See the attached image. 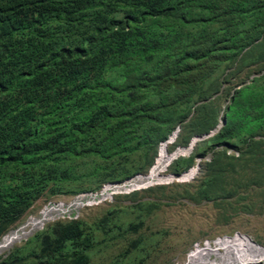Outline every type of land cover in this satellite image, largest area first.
<instances>
[{
	"label": "trees",
	"instance_id": "obj_1",
	"mask_svg": "<svg viewBox=\"0 0 264 264\" xmlns=\"http://www.w3.org/2000/svg\"><path fill=\"white\" fill-rule=\"evenodd\" d=\"M263 41L264 0H0V236L39 200L146 176L177 150L155 183L208 150L196 192L237 180L250 160L226 147L254 156L263 143L264 67L233 86L220 127L216 104ZM109 221L94 227L103 240ZM85 225L53 222L0 264H88L98 239Z\"/></svg>",
	"mask_w": 264,
	"mask_h": 264
},
{
	"label": "rangeland",
	"instance_id": "obj_2",
	"mask_svg": "<svg viewBox=\"0 0 264 264\" xmlns=\"http://www.w3.org/2000/svg\"><path fill=\"white\" fill-rule=\"evenodd\" d=\"M263 51L264 41L240 67L236 63L227 70H236V74L233 71L227 77L226 90L217 101V127L225 121L223 112L233 86L247 83L252 77L262 73L260 69L264 67ZM255 57L259 59L258 62L251 61ZM256 139H261L263 143L254 156V153L248 154L249 148H246V144L239 149L226 147L228 154L250 161L245 169L232 173L237 174V180L228 178L223 184H214L211 186V193L196 192L204 172L201 166L197 172L184 175L185 178L176 177L172 181L155 183L172 178L167 177V174L172 173L171 165L177 160L176 158L170 162L176 152L174 151L171 154L166 153L170 157L169 161L164 155L161 156L164 165L156 174V179L148 181L151 185L142 187L143 185L137 184V188L133 189L132 185L136 184L132 180L139 175L137 173L124 181L104 183L98 190L57 196L46 201L39 200L17 224L0 236V240L16 229L25 227L24 229L28 230L29 220L40 216L47 207L56 208V211L41 227L3 250L0 253V261L24 247L31 237L49 224L56 221L71 222L72 219L78 218L86 223L88 231H92L98 239L88 264H262L264 136H256ZM178 146L184 145H176L175 140L169 145V149L173 151ZM220 147L222 146L217 148L222 149ZM212 151L208 150L202 156L196 155L193 161L187 164L189 168L185 171L194 166L198 168V158L201 160L200 165L210 162L213 158ZM181 153L186 151L183 149L178 154ZM156 155L157 153L154 159ZM258 168L263 175L261 177H255L256 174L252 172ZM154 169L148 175L136 178L149 179ZM148 171L149 169L142 173L147 174ZM185 171L174 174H182ZM191 174L193 175L190 176ZM252 179L256 182H252ZM177 180L184 181L176 182ZM104 193L105 196H102ZM139 203L141 208L136 206ZM106 216L110 220L109 226L113 227L110 235L114 238L109 240H103L104 236L107 239L109 237L102 229L94 230ZM138 218H142L143 222H139ZM130 222L136 223L129 226ZM140 237L142 242H145L144 245L139 249L129 250L131 242Z\"/></svg>",
	"mask_w": 264,
	"mask_h": 264
},
{
	"label": "bare ground",
	"instance_id": "obj_3",
	"mask_svg": "<svg viewBox=\"0 0 264 264\" xmlns=\"http://www.w3.org/2000/svg\"><path fill=\"white\" fill-rule=\"evenodd\" d=\"M174 138V134L171 135L169 141L173 140ZM191 149V147H190ZM180 151L182 150H177L173 156L177 155L178 153H180ZM184 151H188V150H184ZM172 157V156H171ZM164 165V159L161 158L159 160V162L157 163L154 171H153V175L149 178V179H143V178H136L134 179V183L137 185H146L149 182L148 181H152L156 179V174L158 173L159 169L162 168V166ZM196 167L194 169H192V173H194L196 171ZM189 173V172H187ZM186 174V173H185ZM185 174L183 175H178L175 174L178 178H185L183 177ZM108 194V193H106ZM103 196H105V193L102 194ZM94 199V198H93ZM87 202V201H86ZM81 206V205H80ZM78 208V207H77ZM56 211V208H46L43 212H41L40 216L32 218L29 220L27 228L28 230H25L23 228L20 229H16V231L10 232L8 233L6 236H4V238L2 240H0V253L5 250L6 248H9L13 243L17 242L18 240H20L21 238L27 236L29 233H31L33 230L38 229L39 227H41L45 221L49 220L52 217L53 212ZM26 228V229H27ZM15 230V229H14Z\"/></svg>",
	"mask_w": 264,
	"mask_h": 264
},
{
	"label": "water",
	"instance_id": "obj_4",
	"mask_svg": "<svg viewBox=\"0 0 264 264\" xmlns=\"http://www.w3.org/2000/svg\"><path fill=\"white\" fill-rule=\"evenodd\" d=\"M224 123H225V121L222 122V124H224ZM178 131H179V127H178V128L172 133V134H174L173 141H174L175 138L177 137ZM205 137H206V135L203 136V137H197V138H198V139H203V138H205ZM193 143H194V141L191 142V144H190L189 146L193 145ZM178 175H181V174H178ZM144 186H148V184L143 185L142 187H144ZM132 188H137V186H134V187H132Z\"/></svg>",
	"mask_w": 264,
	"mask_h": 264
},
{
	"label": "built area",
	"instance_id": "obj_5",
	"mask_svg": "<svg viewBox=\"0 0 264 264\" xmlns=\"http://www.w3.org/2000/svg\"><path fill=\"white\" fill-rule=\"evenodd\" d=\"M135 177H136V176H135ZM129 181H130V180H129ZM132 181H134V179H133ZM132 181H131V182H132ZM127 182H128V181H127ZM127 185H128V184H127ZM134 185H135V184H134ZM136 186H137V185H136ZM132 187H134V186L132 185ZM133 189H135V188H133ZM102 196H103V195H102Z\"/></svg>",
	"mask_w": 264,
	"mask_h": 264
},
{
	"label": "clouds",
	"instance_id": "obj_6",
	"mask_svg": "<svg viewBox=\"0 0 264 264\" xmlns=\"http://www.w3.org/2000/svg\"><path fill=\"white\" fill-rule=\"evenodd\" d=\"M222 125V124H221ZM219 127H220V125H219ZM170 137V136H169ZM176 139V138H175ZM175 141V140H174Z\"/></svg>",
	"mask_w": 264,
	"mask_h": 264
}]
</instances>
